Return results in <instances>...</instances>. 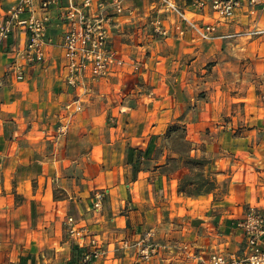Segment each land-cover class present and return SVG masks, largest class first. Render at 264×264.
I'll use <instances>...</instances> for the list:
<instances>
[{
    "label": "crops",
    "instance_id": "1",
    "mask_svg": "<svg viewBox=\"0 0 264 264\" xmlns=\"http://www.w3.org/2000/svg\"><path fill=\"white\" fill-rule=\"evenodd\" d=\"M177 1L199 22L216 15L211 2L198 7L194 0ZM12 2L0 0V22ZM67 2L61 0L53 11L48 30L54 41L50 59L26 62L23 78L16 76L10 64L17 56L15 49L27 41V30L20 26L0 42V261L195 264V253L203 248L241 252L245 238L236 221L248 204L264 202V106L260 114L248 110L240 114L235 100L207 97L195 103L187 85L175 96L177 90L167 84L158 87L152 101L124 100L118 108V121H124L116 126H110L104 106L99 114L88 112L86 102L74 114L65 112L73 98L62 99L75 89L57 82L52 62L62 42L56 32L63 23L59 13ZM124 9L117 16L119 42L138 44L135 39L141 41L144 36L140 48H146L149 41L148 45L161 41L172 48L179 44L180 52L197 57L220 54L225 48L235 59L244 56L246 70L264 74V34L224 36L242 28L264 27V8L252 12L245 1L230 18L218 23L212 39L198 38L184 20L181 32L177 13L161 9L157 0H124ZM158 10L166 33L156 30ZM131 26L133 37L132 32H124ZM148 29H154V34ZM135 50L140 52L130 49ZM183 113L196 115L193 137L197 142L205 137L204 124L212 122L213 143L222 137L228 141L225 158L231 181L222 196L214 192L193 196L180 190L185 171L172 167L171 149L165 146L162 158L155 155L157 135L164 137L168 123ZM225 119L228 125L221 124ZM249 121L256 125L249 126ZM238 122L244 127L237 129ZM67 124L68 130L64 129ZM139 149L140 158L145 159L136 167L128 154ZM98 190L105 191L100 208L94 205ZM69 214L97 237L103 250L98 258L81 260L87 243L69 235ZM147 235L155 247L143 258L140 250Z\"/></svg>",
    "mask_w": 264,
    "mask_h": 264
},
{
    "label": "rangeland",
    "instance_id": "2",
    "mask_svg": "<svg viewBox=\"0 0 264 264\" xmlns=\"http://www.w3.org/2000/svg\"><path fill=\"white\" fill-rule=\"evenodd\" d=\"M124 10L118 11L112 0H93L92 7L85 9L86 24L69 27L62 23L58 30L56 28V32L62 35V42L56 48V59L52 62L58 72L56 80L75 89L72 95L62 99L65 102L70 98L74 100L66 103L65 112H78L83 109V102L90 105L88 112L97 114L101 106H104L109 112L110 126H116L124 121H118V108L124 100L152 101L160 85L170 84L172 90H177L175 96L180 92L179 89L187 85L195 103L207 97L225 101L230 99L236 101L234 104L237 106V113L244 114L246 110L252 111V114L261 113L260 107L264 106V74L246 70L244 56L235 59L234 54L223 48L224 51L220 54L197 57L191 53L180 52L179 44L172 48L161 41L148 45L149 41L146 48H140L138 44H144V36L141 41L140 38L135 39L139 41L138 44L133 41L119 42L116 39V23L119 21L117 16L124 14ZM71 28L74 29L76 37L73 58L67 55L69 49L65 44L66 31ZM132 28L131 26L130 31H124L132 32L131 37L135 35ZM153 30L147 31L154 34ZM101 35L104 36L103 42H100ZM126 36L127 34L124 37ZM84 38L86 41H83ZM53 43L51 37L47 45V56L40 62L50 59V47ZM132 48L139 49L140 52L135 50L132 53ZM73 61L75 65L72 66L79 67L75 74L70 73ZM82 63L85 65L82 66ZM99 63L102 66L95 72L94 68ZM74 98L79 100L75 101ZM195 118V114L183 113L172 119L168 123L165 136L157 135L155 155L162 158L160 152H163L164 147L171 149L172 153L170 152L168 158L172 167L185 169H182L185 172L179 185L180 190L193 196L206 192L222 196L230 188L231 181V176L228 175L231 170H227L228 159L225 158L228 141L222 137L213 143L210 132L214 130L215 123L212 122L204 124L205 137L197 142L196 137H193V132L196 131ZM227 122L228 119H225L221 124L228 125ZM239 124L238 122L237 129L244 127ZM252 124L256 125L255 122ZM252 124L249 121V126ZM64 129L68 130L69 124ZM217 134L221 136V133ZM140 151L141 149L137 152L132 150L128 154V158L135 159L136 167L145 159L140 158L143 155ZM219 158L221 161L216 162Z\"/></svg>",
    "mask_w": 264,
    "mask_h": 264
},
{
    "label": "built area",
    "instance_id": "3",
    "mask_svg": "<svg viewBox=\"0 0 264 264\" xmlns=\"http://www.w3.org/2000/svg\"><path fill=\"white\" fill-rule=\"evenodd\" d=\"M118 11L124 9V0H112ZM161 9L173 11L177 13L179 21L177 28L184 32L185 29L181 21H185L189 28H192L197 37L201 39H212L217 36L216 28L219 22L226 21L236 11L237 8L243 6L245 1L248 2L252 12L259 8H264V0H194L193 4L198 7H203L208 2H211L216 15L214 19L205 23L199 22L198 19L189 15L187 10L179 4L177 0H157ZM61 4V0H13L12 4L7 9L4 19L0 22V42L7 39L13 31L22 26L28 32V38L24 45L17 47L16 58L10 64V69L16 73L18 78L24 77V64L42 61L47 56V45L51 41L49 35V26L52 23L53 11ZM101 4V3H100ZM93 0H83L81 3L75 0H68L67 4L61 5L63 9L59 15L65 25L73 27L78 24H86L87 19L85 15L86 7H92ZM103 5V4H101ZM27 12L25 16L22 13ZM161 10H158V17L156 18V29L161 33H166L167 28L161 23ZM263 26H254L242 28L231 33H226L224 36H255L263 35ZM75 32L74 29H68L65 36V44L69 49L67 55L70 58L75 54ZM104 36L101 35L100 42H103ZM86 41V38L83 39ZM75 62H71V66ZM85 63H82L84 66ZM71 67L70 73L75 74L78 66ZM99 63L95 66L94 71L98 72ZM104 190H98L95 195L98 198L94 205L97 208L102 206V199ZM244 235V244L241 247V252L227 253L219 249L205 248L195 253V264H264V202L250 203L246 207L245 212L238 217L236 221ZM66 229L70 236L78 242L87 243V248L84 250L81 260L83 262H90L98 258L103 250L95 234L90 233L86 225L80 223L73 214H69L66 218ZM145 242L141 248V256L148 258L155 247L151 239V235L143 238ZM0 264H4L0 261ZM34 264H44L37 261ZM53 264V263H51ZM134 264H140L137 260Z\"/></svg>",
    "mask_w": 264,
    "mask_h": 264
}]
</instances>
